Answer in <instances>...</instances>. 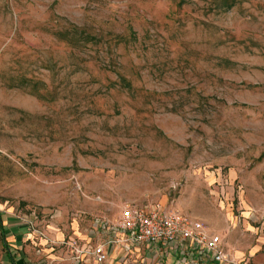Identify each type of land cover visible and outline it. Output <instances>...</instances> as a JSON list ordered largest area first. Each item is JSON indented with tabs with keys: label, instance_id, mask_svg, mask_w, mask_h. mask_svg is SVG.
<instances>
[{
	"label": "rangeland",
	"instance_id": "374dc122",
	"mask_svg": "<svg viewBox=\"0 0 264 264\" xmlns=\"http://www.w3.org/2000/svg\"><path fill=\"white\" fill-rule=\"evenodd\" d=\"M128 204L264 264V0H0V212L67 235Z\"/></svg>",
	"mask_w": 264,
	"mask_h": 264
},
{
	"label": "crops",
	"instance_id": "0c3cea01",
	"mask_svg": "<svg viewBox=\"0 0 264 264\" xmlns=\"http://www.w3.org/2000/svg\"><path fill=\"white\" fill-rule=\"evenodd\" d=\"M103 222L100 220L89 229L73 227L66 235L65 231L52 230L51 226L48 229L36 227L32 217L0 212L3 249L0 264H77L76 247L71 243L73 240L83 249V253L79 254L81 264H99L93 249L100 242H107L108 251L107 260L102 264H231L199 256L192 249L187 251V256L174 247L168 250L146 244H136L126 250L122 235H117V239L109 243L110 234L102 226Z\"/></svg>",
	"mask_w": 264,
	"mask_h": 264
},
{
	"label": "built area",
	"instance_id": "2783aa9c",
	"mask_svg": "<svg viewBox=\"0 0 264 264\" xmlns=\"http://www.w3.org/2000/svg\"><path fill=\"white\" fill-rule=\"evenodd\" d=\"M104 221V222H103ZM102 226L110 234L109 243L122 235L123 245L130 250L136 244L148 246L174 247L184 252L194 250L199 256H207L215 262H234L225 250L220 235L212 234L209 227L201 220L193 219L180 209L162 205L139 206L128 204L116 220H103ZM77 251L76 261L81 264L80 255L83 249L77 241L71 242ZM93 254L99 264L107 260V242L94 246Z\"/></svg>",
	"mask_w": 264,
	"mask_h": 264
},
{
	"label": "trees",
	"instance_id": "16d2710c",
	"mask_svg": "<svg viewBox=\"0 0 264 264\" xmlns=\"http://www.w3.org/2000/svg\"><path fill=\"white\" fill-rule=\"evenodd\" d=\"M67 33H68V32H67ZM69 33H70V32H69ZM71 34H72V33H71ZM75 34H77V35L79 34V35H82V36L85 35V33H83V32H82V33H81V32H75ZM75 34H74V35H75ZM86 38H87L88 40H90V39L95 40V38H93V36H90V35H88V34H87Z\"/></svg>",
	"mask_w": 264,
	"mask_h": 264
}]
</instances>
